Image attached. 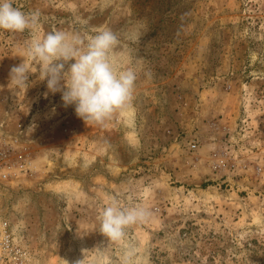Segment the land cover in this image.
Instances as JSON below:
<instances>
[{
  "label": "rangeland",
  "instance_id": "rangeland-1",
  "mask_svg": "<svg viewBox=\"0 0 264 264\" xmlns=\"http://www.w3.org/2000/svg\"><path fill=\"white\" fill-rule=\"evenodd\" d=\"M14 6L40 18L0 30V219L32 264H264V0ZM104 27L118 67L143 58L123 114L86 125L39 72L11 85L26 42ZM112 198L151 213L118 242L99 232Z\"/></svg>",
  "mask_w": 264,
  "mask_h": 264
},
{
  "label": "clouds",
  "instance_id": "clouds-1",
  "mask_svg": "<svg viewBox=\"0 0 264 264\" xmlns=\"http://www.w3.org/2000/svg\"><path fill=\"white\" fill-rule=\"evenodd\" d=\"M39 18V12H24L14 6V0H0V30L31 31L37 27ZM133 38L138 40L139 36ZM119 44V36L107 27L97 29L95 34L53 30L26 42L20 55L22 62L10 69V83L27 90L29 76L39 72L40 80L47 82L48 92L61 93L64 106L74 105L76 115L86 125H104L114 115L131 108L135 84L143 71V58L139 57L128 66H117L114 50ZM150 215L147 208L123 207L112 198L100 210L99 232L118 242L129 226L145 221ZM133 254L132 250L126 251L121 264H131Z\"/></svg>",
  "mask_w": 264,
  "mask_h": 264
},
{
  "label": "built area",
  "instance_id": "built-area-1",
  "mask_svg": "<svg viewBox=\"0 0 264 264\" xmlns=\"http://www.w3.org/2000/svg\"><path fill=\"white\" fill-rule=\"evenodd\" d=\"M196 148V145L193 146ZM20 164L21 168L30 165ZM4 178L8 175L4 174ZM0 264H32V253L0 219Z\"/></svg>",
  "mask_w": 264,
  "mask_h": 264
}]
</instances>
